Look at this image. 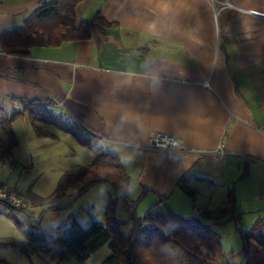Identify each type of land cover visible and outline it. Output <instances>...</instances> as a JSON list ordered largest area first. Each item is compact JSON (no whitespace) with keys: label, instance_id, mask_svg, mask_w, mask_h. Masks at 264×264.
I'll return each mask as SVG.
<instances>
[{"label":"crops","instance_id":"0c3cea01","mask_svg":"<svg viewBox=\"0 0 264 264\" xmlns=\"http://www.w3.org/2000/svg\"><path fill=\"white\" fill-rule=\"evenodd\" d=\"M52 1L0 0V35ZM96 12L115 23L95 27L98 44L0 53V101L11 111L20 110L18 99L48 103L99 137L130 177L128 197L132 187L134 196L150 190L140 205L163 196L158 210L189 218L210 206L218 187L237 200L246 187L264 202V0H82L76 26ZM155 132L184 150L151 149ZM15 150L9 170L18 165ZM181 177L199 196L205 189V204L176 188Z\"/></svg>","mask_w":264,"mask_h":264},{"label":"trees","instance_id":"16d2710c","mask_svg":"<svg viewBox=\"0 0 264 264\" xmlns=\"http://www.w3.org/2000/svg\"><path fill=\"white\" fill-rule=\"evenodd\" d=\"M82 0H54L35 10L20 28L0 35V48L3 54L13 57H28L32 48H56L63 43L89 40L100 42L95 27L112 28L114 22H108L96 12L89 21L76 26L75 8ZM16 99H13L14 102ZM21 109H13L9 117L0 120L3 138H0V166L13 157L19 142L11 130V125L26 114L34 123L39 136H48L49 132L40 131L36 123H42L73 137L92 155V161L86 167L76 166L74 172L62 175L55 191L48 197H40L27 192L20 196L22 204L13 207L0 201V214L7 209L16 210L24 215L27 228L24 239L0 238L1 248H11L19 254L30 257L42 256L49 264H83L99 247L107 244L110 254L100 264H216L218 258L224 257L221 237L214 230L216 226L234 223L237 225L245 215L241 212L239 201L233 189L226 192V199L211 209L204 206L196 216L183 218L168 208L158 210L164 202L159 196L156 204L148 208L142 216L137 209L149 189L144 188L138 197H128L130 177L124 170L121 161L104 151L99 137L89 135L76 123L61 115L40 114L48 108V103L41 104L32 100L18 99ZM1 111V107H0ZM38 113V114H37ZM69 123L65 125V121ZM83 135L81 137L79 134ZM1 184H6L0 182ZM109 184L114 198H109L105 208V223L97 221L90 214V224L81 228L75 220L69 225V219L58 226H41L32 212L24 206H47L65 196L68 190H75L76 198L89 192L95 185ZM176 188L194 202L199 193L190 187L185 177L179 178ZM118 196L121 197L126 220L115 218V207ZM55 209V208H51ZM257 220L248 231L238 228L245 264H264V225ZM130 226L127 234L121 227ZM232 254L226 260L231 264ZM0 264H12L0 259Z\"/></svg>","mask_w":264,"mask_h":264},{"label":"rangeland","instance_id":"374dc122","mask_svg":"<svg viewBox=\"0 0 264 264\" xmlns=\"http://www.w3.org/2000/svg\"><path fill=\"white\" fill-rule=\"evenodd\" d=\"M0 106L2 108L0 120L4 117H9L12 113L10 102L7 99H3V101L1 99ZM41 113L43 115H56L55 110L53 111L50 107L41 110ZM64 121L65 125L69 123L67 120ZM33 124L26 114L11 125V130L19 142V148L15 150L14 155L18 165L13 166V170H9L10 162L6 161L5 166L0 167V181L6 182L10 188L15 187V192L20 196L31 192L40 197H48L55 191L58 180L62 175L74 172L77 165L88 166L92 161V155L70 135L64 134L57 129L51 130L49 126L42 123H36L38 129L44 132L47 131L52 135L39 136ZM79 135L83 137L82 133ZM0 138H3L1 129ZM27 145L30 146V151L27 150ZM104 151L107 152L106 147ZM30 162H32V166ZM135 188L138 187H132L133 190L131 189L130 199H135L139 196V194L135 196L132 194V192H135ZM199 190L202 197L199 196L198 203L205 204L207 198L205 189L199 187ZM225 190V187H218L217 193L209 206L211 209L216 208L224 198L226 199L224 197ZM114 197L115 193L112 187L109 184L101 183L95 185L89 192L78 198H76L75 190L71 189L66 192L65 196L47 206H31L30 202H27L24 209L32 212L35 219L40 220L41 226H58L69 219L67 225L75 220L81 228L85 229L90 224V214L95 215L97 221L101 224L105 223V208L109 198ZM237 197L241 204V212L245 213V215L237 225L232 222L214 228L221 237L224 254V257L217 259L216 264H226L227 258L232 254L234 259L231 264H245V254L242 252V243L237 227L243 231H248L258 219L263 220L262 225H264V211H258L264 208V202H261V198L257 197L250 189H246V187H238ZM150 198L139 206L137 209L138 216H142L151 205ZM180 216L188 218L183 213ZM115 218L123 221L127 219V213L124 210L120 196L116 200ZM26 228L27 221L22 213L7 209L0 214V238L24 239V230ZM129 229L130 226L121 227L123 234H127ZM109 254V248L105 244L99 247L83 264H100ZM0 259L12 264H49L42 256L32 255L25 257L11 248L0 247Z\"/></svg>","mask_w":264,"mask_h":264},{"label":"built area","instance_id":"2783aa9c","mask_svg":"<svg viewBox=\"0 0 264 264\" xmlns=\"http://www.w3.org/2000/svg\"><path fill=\"white\" fill-rule=\"evenodd\" d=\"M225 5L231 6L229 3H226ZM0 53H2L1 48H0ZM201 85L207 87L208 83L206 81H203ZM148 147H150L155 151H162V152H181L184 150V147L179 143V141L175 137L159 132L150 134ZM0 201L12 205L13 207H19L23 202L22 197H19L17 194L12 192L11 188L7 184H1V183H0Z\"/></svg>","mask_w":264,"mask_h":264}]
</instances>
